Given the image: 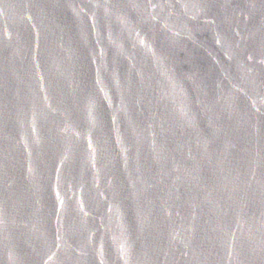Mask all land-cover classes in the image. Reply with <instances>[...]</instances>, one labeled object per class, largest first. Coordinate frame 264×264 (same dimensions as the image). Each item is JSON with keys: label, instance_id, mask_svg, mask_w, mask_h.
Segmentation results:
<instances>
[{"label": "water", "instance_id": "1", "mask_svg": "<svg viewBox=\"0 0 264 264\" xmlns=\"http://www.w3.org/2000/svg\"><path fill=\"white\" fill-rule=\"evenodd\" d=\"M0 264H264V0H0Z\"/></svg>", "mask_w": 264, "mask_h": 264}]
</instances>
